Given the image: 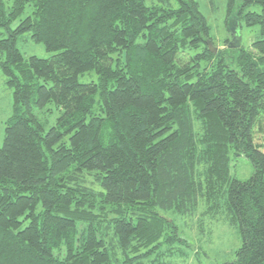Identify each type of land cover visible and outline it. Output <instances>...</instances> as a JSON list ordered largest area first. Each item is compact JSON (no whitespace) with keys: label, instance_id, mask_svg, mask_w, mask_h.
<instances>
[{"label":"trees","instance_id":"obj_1","mask_svg":"<svg viewBox=\"0 0 264 264\" xmlns=\"http://www.w3.org/2000/svg\"><path fill=\"white\" fill-rule=\"evenodd\" d=\"M227 14L258 27L235 67L203 44L194 0H13L1 12L13 115L0 149V264L184 261L194 244L164 212L222 208L240 238L224 264H264V0H227ZM25 33L52 55L24 59ZM89 72L96 81L79 82ZM230 155L250 163L248 180L231 176Z\"/></svg>","mask_w":264,"mask_h":264},{"label":"rangeland","instance_id":"obj_2","mask_svg":"<svg viewBox=\"0 0 264 264\" xmlns=\"http://www.w3.org/2000/svg\"><path fill=\"white\" fill-rule=\"evenodd\" d=\"M201 15L204 17L206 24L209 28V35L211 42L205 46L211 44L209 50H216L212 52L216 54L218 51L221 52L219 60L223 63L235 67L236 57L240 48L246 50L250 47L251 43L255 40L258 34V27L247 28L244 25H240V29L235 28L234 18H227V0H194ZM13 0H0V14L4 12L8 14L10 7L12 6ZM258 10L255 8H249V10ZM32 9L27 6L20 19L30 16ZM228 20V21H227ZM18 22L11 25V29L17 26ZM238 32L240 36V43L238 48H229V44L232 41L235 32ZM8 37L6 29L0 26V38L4 39ZM16 49L20 52L24 59L29 57H37L39 59H48L52 54L47 53L42 44L33 43L30 39V34L25 33L18 37L16 41ZM200 52V50H198ZM196 50L188 52L189 56L193 57ZM2 57L0 56V61ZM216 59V58H215ZM201 68L207 67L210 69L209 63L205 59L199 61ZM81 83H89L96 81V75L93 72L81 75L78 78ZM52 108V106H49ZM13 115V100L12 92L7 87L6 78L0 69V149L2 148L4 141V129L6 121ZM59 114L56 111H52L51 114L47 115L45 119V129L47 130L51 126H54L56 118ZM256 142L264 145V135H257ZM264 152V149H263ZM231 157V176L239 181L248 180L252 173L253 168L250 163L243 157L235 158ZM203 210V206L200 205L198 212ZM164 217L170 221H174L180 229L181 236L193 243L194 248L184 250L182 244H177V248L189 251L190 255L187 259L175 261V256H158L153 254V264H224L234 259L235 251L240 246V238L234 225L230 223L229 217L224 213L223 208L221 213L215 218H211L209 215L200 216L199 213L193 216L180 217L171 211L164 212ZM198 219H201L202 229L200 232L201 241L195 242L196 231L195 225L198 223ZM193 239V240H192ZM195 242V243H194ZM199 248V249H198ZM198 250V251H197ZM197 251V252H196ZM184 256H179L183 258Z\"/></svg>","mask_w":264,"mask_h":264},{"label":"water","instance_id":"obj_3","mask_svg":"<svg viewBox=\"0 0 264 264\" xmlns=\"http://www.w3.org/2000/svg\"><path fill=\"white\" fill-rule=\"evenodd\" d=\"M235 28H238L240 29V24H239V20H236L235 21V25H234ZM233 35V38H232V41L230 44H229V48H238L239 47V43H240V36L236 30L235 34H232ZM209 48H211V44L209 43ZM212 52H216V50H212Z\"/></svg>","mask_w":264,"mask_h":264}]
</instances>
